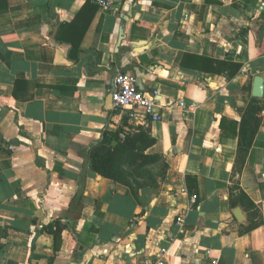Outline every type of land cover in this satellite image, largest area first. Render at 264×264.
<instances>
[{
    "label": "crops",
    "instance_id": "crops-1",
    "mask_svg": "<svg viewBox=\"0 0 264 264\" xmlns=\"http://www.w3.org/2000/svg\"><path fill=\"white\" fill-rule=\"evenodd\" d=\"M118 72L158 91L161 120L107 108ZM256 75L264 0H0V264H144L160 249L163 264H264ZM250 97L260 124L240 164ZM131 128L151 140L152 182L144 166L123 165L127 181L89 167L103 131L115 145Z\"/></svg>",
    "mask_w": 264,
    "mask_h": 264
},
{
    "label": "trees",
    "instance_id": "trees-1",
    "mask_svg": "<svg viewBox=\"0 0 264 264\" xmlns=\"http://www.w3.org/2000/svg\"><path fill=\"white\" fill-rule=\"evenodd\" d=\"M248 88L249 87H246V89ZM260 110V100L250 97V102L247 105L240 124L238 138V160L240 164L243 163L252 139L258 130L260 124V117L258 114ZM124 132L125 137L121 138L115 145L112 144L115 136L107 131H103L100 138L88 146V164L93 171L104 177L127 181L126 176L132 173H125L122 169L123 165H131L139 169L141 166L156 161L155 157L140 155L138 153V151L142 150V148L151 141L146 137L144 131L138 128H131L124 130ZM134 173L138 174L137 170H135ZM82 199L83 190L80 183L77 193L70 201V206L71 204L80 206L82 204ZM63 227L64 225L61 224L60 220H55L46 225V228L52 230L54 240L59 238Z\"/></svg>",
    "mask_w": 264,
    "mask_h": 264
},
{
    "label": "built area",
    "instance_id": "built-area-1",
    "mask_svg": "<svg viewBox=\"0 0 264 264\" xmlns=\"http://www.w3.org/2000/svg\"><path fill=\"white\" fill-rule=\"evenodd\" d=\"M103 10L113 8V0H90ZM158 91L151 93L142 92L137 84L136 77L127 72L116 73L113 79L112 105L114 108L124 112L130 119L157 122L161 120L159 104L157 101ZM182 106L183 103H180ZM120 137H125V132L120 133ZM191 203L196 201V196H190ZM177 223L181 224L182 219L178 218ZM164 249H160L155 254V260L146 259L144 264H163Z\"/></svg>",
    "mask_w": 264,
    "mask_h": 264
},
{
    "label": "water",
    "instance_id": "water-1",
    "mask_svg": "<svg viewBox=\"0 0 264 264\" xmlns=\"http://www.w3.org/2000/svg\"><path fill=\"white\" fill-rule=\"evenodd\" d=\"M137 84L138 86H140L139 84V80L137 79ZM252 95L254 97H259L261 98L264 95V80L261 76L256 75L253 79V87H252ZM112 90L109 92L108 96H107V108H111L112 106ZM234 215L236 216L237 219H241V212L239 208H236L234 210Z\"/></svg>",
    "mask_w": 264,
    "mask_h": 264
},
{
    "label": "rangeland",
    "instance_id": "rangeland-1",
    "mask_svg": "<svg viewBox=\"0 0 264 264\" xmlns=\"http://www.w3.org/2000/svg\"><path fill=\"white\" fill-rule=\"evenodd\" d=\"M127 167H129L130 169H134V170H140L141 168H139V169H136V168H134L135 166H131V165H128ZM147 169L146 171H143V179L144 178H146L145 180H148V181H150V182H152L153 181V179L155 180L157 177H156V175H155V171L153 170V168H151V167H149V166H144L142 169ZM126 172H130V171H126ZM139 173V172H138ZM129 177H131V178H134L133 177V174H130L129 175ZM149 177H150V179H149Z\"/></svg>",
    "mask_w": 264,
    "mask_h": 264
}]
</instances>
